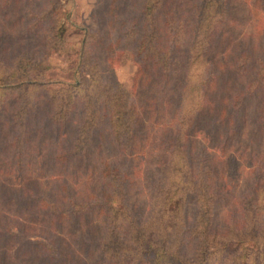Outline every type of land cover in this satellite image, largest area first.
Returning <instances> with one entry per match:
<instances>
[{
    "label": "trees",
    "instance_id": "trees-1",
    "mask_svg": "<svg viewBox=\"0 0 264 264\" xmlns=\"http://www.w3.org/2000/svg\"><path fill=\"white\" fill-rule=\"evenodd\" d=\"M33 1L0 0L2 18L12 16L34 33L46 18V48L62 49L54 0L36 9L28 6ZM231 1L106 0V31L84 27L77 49L75 70L85 69L86 84L74 79L52 88L43 57L2 55L3 146L18 158L21 177L31 146L54 141L58 188L19 194L37 212L28 225L16 212L0 211V264H20L15 259L24 247L26 264H88L91 255V264H264V35L256 34L257 46L254 33H233L229 22L238 15ZM230 36L234 46L226 53ZM216 45L223 49L213 64L208 53ZM128 54L138 63L135 88L141 82L149 89L142 106L114 76L112 59ZM227 72L237 78L230 82ZM160 99L166 116L155 125L158 135H147L142 108ZM142 144L150 168L144 210L131 197V161L143 159Z\"/></svg>",
    "mask_w": 264,
    "mask_h": 264
},
{
    "label": "rangeland",
    "instance_id": "rangeland-1",
    "mask_svg": "<svg viewBox=\"0 0 264 264\" xmlns=\"http://www.w3.org/2000/svg\"><path fill=\"white\" fill-rule=\"evenodd\" d=\"M245 2H247V0L231 1L232 11L234 14L238 15V19L231 20L229 26L232 28L233 33L240 31V29L248 33H254L255 44L259 46L261 38L259 39L256 34L264 35V0H256L255 3L253 0L248 1V3ZM45 3L46 0H36L31 2L30 5H27L36 9L41 8ZM37 5L38 7H36ZM105 6L106 0H54L53 7L55 11L53 17L59 22V24L64 25L62 33L64 44L63 48L60 50H49L46 48L42 37L46 25L49 23L46 21V18L43 21L38 22V28L40 31L34 33L35 31L26 29L24 23H15L16 20L12 16L2 18V12L7 10H3L0 3V48H2L0 50V58L5 54H7V57H10L12 51H24L25 53L36 57H43L46 62L51 65L45 70V76L53 79V82L50 84L52 88L68 86L69 83L74 81V79H78L77 81L86 84L89 76L85 69L82 66H79L77 72L75 70V66L79 65L77 49L83 35L84 27L88 28L90 31H95L98 28L106 31L107 27H105L104 22L106 17L103 18ZM24 9L26 8L24 7L23 11ZM100 17L103 18L101 23ZM258 39L259 41H257ZM229 40L230 41L226 44V47L229 45L226 53H229L234 46V37L230 36ZM220 49L223 48H217L216 45L214 49L208 53L209 60L213 64L217 63L216 55ZM100 53H103V50L100 51ZM130 55L131 54H128L126 57L122 55L118 59H112L114 76L126 86L130 92H134L133 99L137 101L139 106H142L144 103V96L148 93L147 91H149V89L148 86L141 84V82L139 85L137 84L135 88L134 78L138 70V63L132 58L133 56ZM1 63H6V59ZM227 76L230 82L237 78L235 75H231L230 72H227ZM150 90H152V88ZM228 90L229 88L227 86L222 87V91ZM218 91H221V89L219 88ZM154 93L159 96L161 91H154ZM9 98L10 97L6 99L9 100ZM161 101L162 100L160 99L158 104L151 105L148 111H144L141 107V117L146 124L143 129L146 130L147 135H158V132L155 130V125L158 124L161 116H166L167 109L160 105ZM261 134L263 136L262 130ZM201 136V133L199 136L197 133L193 135L195 139H200ZM3 143L4 140L0 137V166H2L0 170V211H4L6 216H10L12 213L16 212V214L20 216L23 224L28 225L36 220L37 212L33 209L31 203L27 199H21L18 196L19 194H22L23 190L28 192L40 190V194L44 193L47 195L51 189L58 188L57 183L54 182V170L52 167V159H50V154L53 151L55 143L49 138H46L44 142H38L35 145L36 147L34 145L31 146L30 154H26L21 158L23 166L25 167L21 177L16 174L15 170L18 158L11 155V153L5 149ZM254 147H256L255 150L261 151L263 150V143L258 142L257 146ZM103 149L106 150V148ZM146 151L147 144H142L141 149L139 150L140 155H146ZM89 161L92 165H97L99 158L92 153ZM131 163L136 167L133 173V175H135V182L133 184L134 186L131 187V197L132 200L135 201V205L139 206L140 210H144L148 201L146 179H148L150 175V168L148 167L145 156L143 159H140L139 156L131 161ZM230 163L231 165L229 169L232 170L233 163ZM73 177L74 176H71V179H74ZM76 177L79 179L84 177L81 170ZM26 204L28 205L27 207ZM219 208L218 212L222 210L221 207ZM27 209L29 210V215L24 216ZM18 210L21 212H18ZM221 220L222 218L219 215L217 218L218 228L222 226ZM84 225L86 227L88 224ZM11 226L13 229H16L18 224H16L15 221H12ZM66 228L65 223L63 226V232L60 233L61 235L66 236ZM28 232L32 234L30 229H28ZM7 251L8 256H14L13 246H8ZM29 253L30 248L24 247L20 256L17 257L16 255L15 262L26 264L28 260L31 259ZM91 256L93 257V255ZM92 257L91 259L89 257L86 258L88 264L94 263L92 261L94 258L92 259ZM35 264H39L38 260Z\"/></svg>",
    "mask_w": 264,
    "mask_h": 264
}]
</instances>
